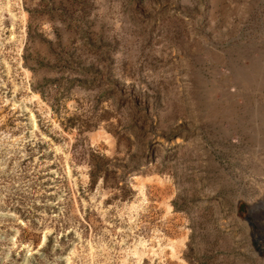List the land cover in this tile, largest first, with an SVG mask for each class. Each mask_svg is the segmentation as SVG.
Returning <instances> with one entry per match:
<instances>
[{
	"label": "rangeland",
	"instance_id": "obj_1",
	"mask_svg": "<svg viewBox=\"0 0 264 264\" xmlns=\"http://www.w3.org/2000/svg\"><path fill=\"white\" fill-rule=\"evenodd\" d=\"M263 198L264 0H0V264H264Z\"/></svg>",
	"mask_w": 264,
	"mask_h": 264
},
{
	"label": "bare ground",
	"instance_id": "obj_2",
	"mask_svg": "<svg viewBox=\"0 0 264 264\" xmlns=\"http://www.w3.org/2000/svg\"><path fill=\"white\" fill-rule=\"evenodd\" d=\"M250 212L253 216H260L259 218H262L264 214V198L261 200V202L251 204Z\"/></svg>",
	"mask_w": 264,
	"mask_h": 264
},
{
	"label": "water",
	"instance_id": "obj_3",
	"mask_svg": "<svg viewBox=\"0 0 264 264\" xmlns=\"http://www.w3.org/2000/svg\"><path fill=\"white\" fill-rule=\"evenodd\" d=\"M247 211L249 214H251L250 213V206L247 207ZM258 235L259 236H258L257 240H255V241H256L257 245L260 247V250H264V233H262L260 229L258 231Z\"/></svg>",
	"mask_w": 264,
	"mask_h": 264
}]
</instances>
